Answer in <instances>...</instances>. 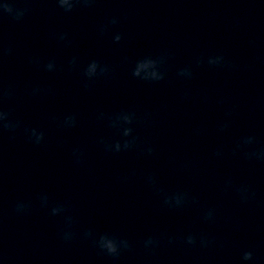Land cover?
I'll return each mask as SVG.
<instances>
[{"label":"clouds","instance_id":"1","mask_svg":"<svg viewBox=\"0 0 264 264\" xmlns=\"http://www.w3.org/2000/svg\"><path fill=\"white\" fill-rule=\"evenodd\" d=\"M58 4L60 7L64 8L65 11H71L74 7V4L75 3H79L81 2V0H57ZM83 2L85 4H89L91 2V0H83ZM26 12V9H15L13 4L8 2V0H5L4 3L0 4V15H3V14H9V15H12L14 19L16 20H20L24 14ZM116 21L113 20L112 23H115ZM115 39L117 41H119L121 39V37L119 35H117L115 37ZM223 59V57H219L217 59H213V60H210L209 63H212V64H217L219 63L221 60ZM149 62H151L152 64H155L154 61L152 60H147ZM53 67L52 64H49L48 65V68L51 69ZM97 65L95 62H93L88 70H87V74L88 75H92L94 72H95V69H96ZM135 75H139L138 72H135L134 73ZM7 118V114L6 113H3V112H0V121H3ZM4 127H10L9 124H4L3 125ZM34 131V130H33ZM127 135V132L125 133ZM42 134L37 138V142H39L40 139H42ZM119 147V146H117ZM181 201H180V198L177 197V204H179ZM24 207V205H18L17 206V210L20 211L22 208ZM58 211H60V209H53V214H56ZM211 214H209L210 216ZM187 242L189 244H194L195 243V238L193 236H188L187 238ZM204 242V241H202ZM101 246L106 248L108 250V252L110 254H115L117 252V244L114 240H111V239H107L106 237H102L101 238ZM243 259L244 260H250L252 259V253L251 252H245L243 254Z\"/></svg>","mask_w":264,"mask_h":264}]
</instances>
